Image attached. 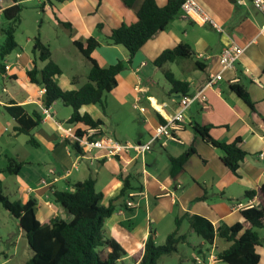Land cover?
<instances>
[{
    "label": "crops",
    "instance_id": "crops-1",
    "mask_svg": "<svg viewBox=\"0 0 264 264\" xmlns=\"http://www.w3.org/2000/svg\"><path fill=\"white\" fill-rule=\"evenodd\" d=\"M37 1L43 6L44 14L49 13L57 25L68 32V45H54L49 39L43 41L39 38L43 45L49 46L52 60L61 69L56 81L62 90L79 89L86 83L91 68V62L76 48L75 41L84 42L89 37L96 38L100 46L93 51L92 58L100 66L128 60V53L124 48L107 45L104 40L122 24H134L144 0H135L131 7L124 0ZM196 1L220 30L209 24L196 23L180 13L167 29L150 39L135 55L131 65L117 76L118 85L110 94L113 102L119 111L125 112L131 106L144 118V137L140 135L141 138L137 141H147L152 129L159 124L161 116L157 110L165 115H172L177 110L180 95L170 93L164 71H170L177 79L188 82L189 93H194L204 88L211 73L221 70L218 55L227 44L235 42L245 47V52L236 65V71L223 72V79L213 89L205 90L208 109L203 110L197 103L191 105L187 116L192 124L179 134L184 144L169 142L165 148L155 145L151 153L127 165V171H123L122 163L115 160H82L75 169L78 153L70 149L59 129V126H68L72 110L59 101L50 107L44 105L43 89L31 84L27 78V71L34 66V44L25 49L17 42L20 49L14 51L13 61L4 62L9 70L0 74L3 82L0 95V184L8 198L11 191L15 196L13 202L26 203L34 199L42 214H37L41 221L49 222L55 217L69 221L72 216L54 202V191L71 190L75 183L92 177L96 181V190L103 194L102 205L108 206L122 189L119 174L137 176L138 184H141L143 190L133 198L136 206L127 207V197L115 200L116 210L105 225L106 236L115 239L125 250L144 244L151 234L157 244H163L176 229L177 220L180 223L178 232L187 236L185 243H188V239L196 234L183 219L185 216H202L214 228L240 223L243 220L242 212L233 209L234 204L245 202V194L249 191L256 193V202L261 208L264 207V200L259 195V190L264 185V37L260 34L264 18L248 0ZM167 2L168 0H156L159 7H164ZM11 5V2H4L0 7L4 10ZM1 12L0 19L3 17ZM38 21L39 17H35V22ZM63 23L69 24L70 29L65 28ZM6 25V21L3 25L0 23L1 32ZM181 43L191 47V58L166 63L161 68L153 64L163 51ZM63 64H67V69H64ZM234 83L247 89L255 110L229 89V85ZM136 86L141 88L139 94L134 90ZM138 95L142 98L140 106L146 109L144 113L133 107ZM10 102L23 106L28 113L35 111L42 116L41 125L34 130L33 135L40 143L37 149H44L43 156L30 157L28 149L18 148L22 135H15V121L4 110ZM46 110L48 114L45 113ZM80 112L90 114L94 120H101L103 125L100 128L110 134L105 113L97 105L83 106ZM196 124L210 127V135L217 141L233 143L240 140V147L247 153V157L240 162L237 174L224 165L223 154L219 149L194 132L193 126ZM127 135L122 138H129ZM25 139L27 143L26 136ZM100 154L98 150L93 153L95 156ZM185 154L188 157L183 170L172 177L170 157L178 158ZM8 157L24 163L20 172L14 175L15 181L10 187L8 175L11 174L5 172ZM92 169L97 177L91 174ZM50 170L55 171L56 175H50ZM43 180L46 185L42 183ZM262 231L264 227L257 230L261 239V245L257 247L260 264H264V246L260 236ZM23 238L25 237L19 227L18 242ZM199 239L198 247L192 246L194 253L191 257L194 262L226 264L218 259V254L228 247V243L217 236L213 245L205 244L200 237ZM27 247L29 246H26L27 253L31 256ZM5 259L4 263L8 262L7 257ZM27 260L21 264H25Z\"/></svg>",
    "mask_w": 264,
    "mask_h": 264
},
{
    "label": "trees",
    "instance_id": "trees-1",
    "mask_svg": "<svg viewBox=\"0 0 264 264\" xmlns=\"http://www.w3.org/2000/svg\"><path fill=\"white\" fill-rule=\"evenodd\" d=\"M3 1L11 2L12 5L1 12L7 25L2 29L4 41L0 45V74L5 71L4 62L7 56L20 49L15 33L23 11L22 0ZM134 1L124 0L129 7ZM184 1L168 0L164 7H159L156 0H144L134 24H122L111 31L104 42L107 45L124 48L128 53L127 61L100 66L92 58V53L100 46V42L94 37H89L84 42L75 41L76 48L91 62L87 81L77 90H62L56 81V77L61 74L60 67L52 60L49 46L43 45L39 39H36L32 49L34 66L27 71L28 81L45 89L46 107L59 101L71 108L72 113L67 123L74 125L78 135H81L85 129L102 126L101 120H94L88 113L82 114L81 108L86 105H97L105 113V97L117 87L118 74L131 65L135 55L150 39L167 29L182 13L181 6ZM248 1L252 2V0ZM42 7L40 5L41 9ZM63 26L70 29L67 23H63ZM191 57V47L181 43L163 51L153 64L161 68L166 63ZM164 76L170 85L171 94L180 96L189 94L188 82L177 79L170 71H164ZM229 89L255 110L254 103L243 85L230 84ZM4 110L15 121V135H25L30 146L40 147L33 132L41 125L42 116L35 111L28 113L23 106L15 102H10ZM160 122H163L162 117ZM193 130L202 139L219 149L223 154L224 165L237 174L240 162L247 157V153L240 147V140L233 143L217 141L210 135V127L199 124L194 125ZM67 145L76 153H81L76 143L67 141ZM187 157V154L178 158L170 157L172 177L183 170ZM7 159L5 172L11 175L18 174L24 163L12 157ZM118 179L123 184L122 189L119 196L111 200L108 206L102 205L103 194L96 190V181L92 177L75 183L71 190L54 191L52 194L54 202L60 204L72 218L66 221L55 217L49 222L38 218L37 202L34 199L26 203L13 202L6 196L0 184V205L18 222L31 251V256L25 264H118L126 256H129L135 264H158L163 256L177 252L179 245L187 241V236L178 232L179 220L176 221V229L168 235L164 244H157L151 234L144 244L125 250L115 239L106 236L105 225L116 210L115 200L121 197L129 198L131 193H139L143 190L141 184H138L137 176L121 173ZM134 180L137 186H133ZM255 195L254 191L246 192L245 199H251ZM259 195L264 200V185L260 188ZM242 216L243 220L240 223L232 226L221 225L218 228H214L208 219L199 215L185 216L183 219L204 243L213 245L216 236L228 243V247L218 254V259L224 263L260 264L257 247L261 245V239L257 230L264 227V207L261 208L258 204L255 208L242 211Z\"/></svg>",
    "mask_w": 264,
    "mask_h": 264
},
{
    "label": "built area",
    "instance_id": "built-area-1",
    "mask_svg": "<svg viewBox=\"0 0 264 264\" xmlns=\"http://www.w3.org/2000/svg\"><path fill=\"white\" fill-rule=\"evenodd\" d=\"M243 1L244 0H241V2ZM4 2L6 1L0 0V4ZM252 4L264 18V0H252ZM1 10L2 8L0 7V12ZM181 12L196 23L209 24L213 28L220 30L215 21L203 10L196 0H185L181 6ZM260 34L264 37V23L260 27ZM244 52L245 47L235 42L227 44L224 50L218 55L221 70L209 75L204 88L194 93L179 96L177 110L172 115H165L162 111L157 110L163 122H159V124L152 129L148 140L144 143H131L130 141L120 142L104 132L100 127L85 129L81 135H78L74 125L68 124L67 127L59 126L62 137L70 143H76L81 150V153H79L77 157L78 162L75 164V169L78 168L82 160H117L122 163L123 171H127V165L133 160L143 158L146 154L151 153L155 145H160L162 148H165L169 142L184 144L179 134L188 125L192 124L187 116V112L191 105L197 103L203 110L208 109L209 104L207 96L204 93L205 90L213 89L223 79V72L229 70L236 71V65ZM200 56L203 57V55ZM5 70L8 71L9 66H6ZM134 90L138 94L141 92L139 86H136ZM43 93H45V89H43ZM141 100L142 98L138 95L134 100L133 107L141 113H144L146 109L140 106ZM161 108L163 110V107ZM45 113L48 114V110H46ZM96 150L100 151L101 154L98 156L93 155ZM49 174L56 175V172L50 170ZM42 183L44 185L47 184L45 180H43ZM139 194L141 193H131L126 202V206L129 208L135 207L136 204L133 198ZM47 205L50 207L49 203ZM256 206L257 202L254 196L251 199H247L245 202H236L233 209L242 212L255 208ZM214 261H216V258H214Z\"/></svg>",
    "mask_w": 264,
    "mask_h": 264
},
{
    "label": "rangeland",
    "instance_id": "rangeland-1",
    "mask_svg": "<svg viewBox=\"0 0 264 264\" xmlns=\"http://www.w3.org/2000/svg\"><path fill=\"white\" fill-rule=\"evenodd\" d=\"M22 5L23 11L21 13L19 26L15 33L16 41L22 47H25V49H29L33 46V44H35L36 39L39 38L43 39V41L45 39H49L54 45H68L70 43L67 30L57 25V23L52 19V17H50L51 15L49 13L44 14L37 0H25ZM35 17H39L38 23L35 22ZM41 20L43 22H41ZM4 22L5 19L4 17H2L0 19V23L3 25ZM1 27L2 26H0V29ZM3 41L4 35L0 30V44L3 43ZM14 57L15 52H12L9 56H7L5 61L12 62ZM63 65L64 69H67V64L66 66L65 64ZM160 76L164 78L161 73ZM2 87L3 82L0 77V95H2ZM110 94L111 92L108 93L105 97V116L109 124V135L120 142L130 141L131 143H137V140L141 138L140 135L144 137L145 132L142 129V122L144 121V118H141L139 114L132 109L131 106L127 108L125 112L119 111L118 107L113 102L112 97H110ZM98 108L101 110L99 106ZM68 109L71 108L68 107ZM1 110L2 109H0V111ZM9 126L12 127L11 124H9ZM126 134H128L127 137L129 138H122L123 136H126ZM20 138V145L18 148L24 147L28 149L31 153L30 157L41 155L43 156L44 149L40 150L30 145H27L25 141V135H22ZM144 142L146 141H142V143ZM4 147L7 149V146ZM81 168H84V165H81ZM91 174L94 177H97V174L96 172H94V169H92ZM8 176L10 177V187L13 185L15 177L14 175ZM132 182L133 184H137L135 180ZM9 193V199L13 201L15 199V196L11 194V191ZM38 209L39 206L37 208V214L42 215L40 214L41 212H39ZM18 235L19 227L17 221L13 217H11L8 211H6L0 205V252H3L2 254H0V264H21L25 259L30 258V253L28 254L26 249V246H28L26 239L23 238L21 242H18ZM260 236L262 237V245L264 246V231L260 233ZM199 242V237H197V235H194L193 238L188 239V243L180 244L177 252L171 255L163 256L159 260L158 264H197L192 259L191 254L194 253V248L192 246H197ZM6 257L8 259V262L4 263ZM118 264H132V260L129 256H126Z\"/></svg>",
    "mask_w": 264,
    "mask_h": 264
}]
</instances>
